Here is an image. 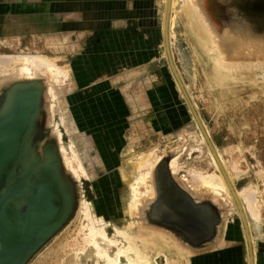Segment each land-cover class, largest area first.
Returning a JSON list of instances; mask_svg holds the SVG:
<instances>
[{"label":"bare ground","instance_id":"obj_1","mask_svg":"<svg viewBox=\"0 0 264 264\" xmlns=\"http://www.w3.org/2000/svg\"><path fill=\"white\" fill-rule=\"evenodd\" d=\"M167 1L168 0L162 1V4H163V14H162L163 15V19H162L163 36H164L165 22H166ZM208 1L209 0H171L170 1V14L168 18V33H169V38H170V48H171V54H172L173 60H174V54H173V49H172L173 39H174L173 38L174 36L173 25L175 22V18H177L178 16L177 12H180V17L183 22L181 24H183L182 26H184L187 33L190 35L192 42L195 43V48L197 50L196 52L199 55H201L203 60H204V57L207 59L211 58L212 60H215L214 69H212L211 73L208 75V78H207L208 83H210L213 86L219 87L220 83L223 80H227L228 73L232 74L234 70H236V68H240L247 64H248V68H250L251 70H255L256 76L260 75V77L264 80V0H218L222 4L220 5V8L222 6V9H223L222 13L224 15L223 17L224 19L223 18L221 19L219 17L220 18L219 20H221V24H218L217 22H215L211 16V14L213 15V13L216 14V12L221 11V10H218L219 5H217L218 7L217 6L211 7ZM17 4H24V1L14 0V1H8L4 5L0 4V14H4V12L10 13L11 11H13V6ZM213 5H216V4H213ZM5 39L6 38L0 39V41L5 40ZM12 43L13 42H10L9 46L13 45ZM216 43L219 44V47L222 46L221 49L223 48V52L219 51L218 50L219 47H217L218 51L216 50L217 51L216 53L218 54V57L217 58L215 57L216 58L215 59L214 57L209 56L210 55L209 50H211V52H214V48L212 47H214ZM48 44H50V42L44 41V46H48ZM163 57L166 58L168 62V58L166 55V46H165L164 41H163ZM62 58H63L62 56H46L43 54H30V53L0 54V90H3V88L6 86V83H7L6 82L5 85L2 84L4 83L2 82L3 80L10 81L7 83V85L12 82L23 81V80H27L30 82H37V83L43 82L45 85L44 87L47 89L45 91V95L49 100L48 102L49 103V122H53V119H55L57 112L60 111L59 110L60 108L58 107V105L60 107L62 106V101H61L62 95L68 91V89L71 86V83H73L72 82V70L70 66L68 65V63H64V61L62 62L63 60ZM174 64L176 65L175 60H174ZM176 68H177V65H176ZM177 70L183 82L184 88L187 91L192 103L194 104V107L196 108L199 114L196 102L193 99L190 88L185 83L178 68ZM251 70H248V71H251ZM75 72L77 71L75 70ZM225 72L227 76L225 75ZM173 80L177 85L182 102L184 103L187 110L189 111V114L191 115L190 118H192L193 121L195 122L194 125L197 126L196 129L198 128L197 130L199 131L202 140L206 144L208 155L211 160V164L213 166L212 172H204V171L202 172L201 171L200 173H196L192 175L193 176L192 179H189L187 177L188 175L186 174V171L183 175H180L179 171H181V168H183V164H184L182 162L183 155L186 151L185 144L181 146L180 143L178 144L177 148L174 150L173 155L171 154L172 157L170 156V154L168 155L171 157L170 159L171 164L167 161L174 170V173L172 171L170 172L171 176L176 181V183L180 185V187L179 186L176 187L175 184H174L175 187H173L172 184L171 185L169 184L172 182L170 181L172 178L169 179V177L167 176L169 173L168 170H167L168 173H165V171H163L165 174L161 172L160 170H157L158 166L160 168V163H161L159 160L161 157L160 158L158 157L160 153H159V150H157V148L156 149L149 148L150 150L146 151L145 154L143 155L140 154V156L137 158L136 163L130 162V159H126L125 161L123 160L122 165L117 170H115V172L113 171L114 173L112 172L110 174L106 173L103 176L101 175L97 177L96 174L97 172H99V167L95 166L94 164H90V166H88L89 168H86L82 164V162H80L76 169H73L72 167L71 171H73L76 177H80L81 175H83V172H84L86 176L89 175L88 177H91L92 175L93 178L95 177L97 178V180L96 182L93 183V190L95 194L93 201L81 200V203L78 207L77 215L75 217V219L77 220V229L74 232L75 236H69L73 238V240L71 239V242H72L71 245L74 246L76 250L75 252L77 254L75 253L76 254L75 259L71 258L67 262L65 261L66 262L65 264H157L156 262H154L155 260L153 261V257L159 253L165 254L164 255L165 264H190V256H192V254L195 251L193 252L192 250L193 253L191 254L189 247L188 249L187 247H184L183 245H181L180 244L181 240L179 241L177 238L179 236L176 237L175 234L172 232V229H177L176 231L179 234H181L179 229L182 230L185 228L186 234L188 233V235H190L192 238H195V237L198 238L200 242H202L206 238H212L211 240L212 243L210 241L211 245H206V246L220 248L223 245V238L219 240L220 235L222 233L217 232L218 235L216 234V236L213 238V236L215 235L214 234L215 228H213L212 222L215 216H214V212H212V209H211L213 206L215 207L217 211L221 210L222 206H220L221 204L217 200L218 197L217 196H216L217 198L215 197V195L218 193L225 196L227 200V204H228L227 209L229 208L228 215L224 219V223H223L224 228L226 227L233 213L238 215V219L240 220V224H241L244 238H245V248L247 249V264H250L248 241L246 240V232L244 231V228L242 225V217L239 213L236 200L234 196L232 195V192L226 183V180L221 172L218 162L216 161L213 153L211 152L210 148L208 147L206 143L204 135L202 131L200 130L193 116V113L188 105V102L184 96V93L180 89L174 77H173ZM56 86L60 87V90L56 91V88H55ZM203 86L204 85H202V87ZM123 91H125V88L124 90L122 89V92ZM204 92H207V91H204ZM254 93H256V91ZM223 94L224 95H222V97L223 99H225V101H227L228 104H222L223 105V109H221V111L223 112L222 118L224 121L225 119H227L226 121H228V123L232 125L233 127V133L227 136V144L233 145L234 142H240L241 143L240 149L244 150L246 147L245 145L248 144V141H250L251 139V132H248V130L245 129V126H249L248 125L249 119L247 118V114L249 113V111L247 113L244 112L245 104L243 106L242 105L236 106L235 104H230L231 99H232L230 92L226 91ZM58 101L60 104H58ZM138 102L142 104L141 100H138ZM54 104L56 105L53 106ZM4 106L5 104L3 105V107H0V109L4 108ZM39 113L40 112L38 111L37 114H35L34 119L31 117L29 122L32 123L34 122V120H38V118L40 117ZM104 120H105V117H104ZM201 121L217 151V155L220 159L221 165L224 168V171L226 172L228 178L230 179V183L232 184V187L236 193V196L244 212L243 216H244V219L246 220L249 237H250V241L252 244V253H251L252 262H253L252 264H257V248H256L257 241H256V237L254 236V228L257 227L260 232L263 230L262 228L263 226L261 225V221L263 219L261 218L262 216L260 217L259 211H261V215L264 216V174L260 177L259 175H256V174L253 175L256 179L258 178L260 180L261 178L260 182L263 183V187H258L256 184L251 187L249 185V186L244 187L241 190H238L234 185L232 174L230 173V170L228 169V165H229L228 161L231 156V159L233 160V162H240L239 156L238 155L236 156L234 154L235 150H232V149L228 151V156H225V154L220 152L210 135V131L207 128L208 126H206L204 122L205 120L203 121V119L201 118ZM148 124L152 125L151 122L150 123L148 122ZM69 132H72V131H69ZM83 134L81 136H83ZM98 135L99 134H97V136ZM65 150L66 148H63L61 146V153L64 154L62 155L63 156L62 161L64 160L63 165H64V168H65V165L67 168V166L68 167L70 166V162L67 158L68 156L65 157ZM205 151L206 150H204V152ZM69 152H70V149H69ZM28 158L29 157L27 156V159ZM31 159L32 158L30 157L29 160ZM232 165H235V164H232ZM172 168L169 170H172ZM163 169L164 168H162V170ZM192 170L194 169L192 168ZM69 172L66 171L67 174H69ZM239 172L240 171H238V173ZM234 173L236 172L234 171ZM177 174H179L180 178H183L186 181V183L184 182L186 185L192 184L191 187H193L192 190H194V193L192 190H190V187H188L189 188L188 189L187 187H184L185 185L183 186L181 185L180 181L176 178ZM75 175H73V178L75 177ZM166 177H168L169 180ZM168 181L170 182L168 183ZM63 185L66 188V192L63 194V201L65 203L63 207H65V210H68L69 205L71 204L70 191H69V188H67V182L65 180H63ZM156 188L159 190H156ZM196 189L197 191L202 190L203 192H206V191L213 192L212 196L214 197L209 199L211 201L210 202L211 205L212 204L213 205L209 206L206 202H204L205 200L204 196H199L198 194H195ZM260 218H261V221H260ZM165 222L168 223V226L167 224H164ZM162 225L164 228H166V230L167 229L168 230L166 231L164 230V228L162 229L160 227ZM179 226L181 227L179 228ZM169 229L171 231H169ZM186 229L189 231L187 232ZM190 231H192V234L194 236L190 234ZM184 239L186 238L184 237ZM64 244L67 245L66 243ZM185 244L187 245V243H184V245ZM187 246H190V244ZM199 249H201L200 246H199ZM65 252H68V251H65Z\"/></svg>","mask_w":264,"mask_h":264},{"label":"rangeland","instance_id":"obj_2","mask_svg":"<svg viewBox=\"0 0 264 264\" xmlns=\"http://www.w3.org/2000/svg\"><path fill=\"white\" fill-rule=\"evenodd\" d=\"M8 1H11V0H0V4L4 5ZM208 3L211 7L219 5V7L217 6L218 10H221V11L216 12V14L212 12L213 15L211 14V16L215 22H217L218 24H221V20L219 19L220 18L222 19L224 17L222 13L223 11L222 6L220 8V5L222 4L218 0H209ZM213 4H216V5H213ZM177 13H178V16L177 18H175V22L173 25L174 27L173 28V34H174L173 38L174 39H173L172 49H173V54H174V60L185 83L190 88L193 99L196 102L199 114L201 118L203 119V121L205 120L204 122L206 126H208L207 128L210 131V135L215 145L218 147V150L222 152L223 154H225V156H228V151L230 149L235 150L234 154L236 156L238 155L240 158V162H233V160L231 159V156L230 158L228 157L229 158L228 169L230 170V173L232 174L234 185L238 190H241L246 186L250 185L251 187L256 184L258 187H263V183L260 182L261 178L260 180L258 178L256 179L253 175L256 174V175H259L260 177L264 174V80L260 77V75L256 76L255 70H251L250 68H248V64H247V65L242 66L243 68L242 67L236 68V70H234L232 74L228 73L227 80H223L220 83L219 87L213 86L210 83H208L207 78H208V75L211 73L212 69H214L215 60H212L211 58H209L211 59L209 60L205 57L203 60L201 55H199L196 52L197 50L195 48V43L192 42L190 35L187 33L184 26H182L183 24H181L183 22L180 17V12H177ZM5 40L0 41V51H1L0 54L30 53V54H43L46 56H62L63 57L62 62L64 61V63H68V65H70V60L67 54H64L63 52H59L56 50L58 47L55 41H48L50 42V44H48V46H44V41L47 42V40H43L41 37L39 38H29L28 37L24 39L22 38V40H18L17 43H15V40H10V39H5ZM10 42H13L12 43L13 45L9 46ZM217 47H219L218 43H216L214 47H212L214 48V52H211V50H209L210 52L209 56L217 58L218 54L216 52L218 50L223 52V48L221 49L222 46H220L218 50H217ZM161 66L162 67H160L159 69L158 65L156 64V78H155L156 80V104H147V101H146L147 97H146L144 88L138 87L137 89L138 91H136V95L135 94L134 95L136 96V98L142 101V104L140 103L134 104L135 109L137 108L136 110H134L132 107L130 108V105L125 103L124 96L120 94L121 93L120 91L108 92L107 94L100 93V94H95L93 96H90L91 94H88L87 92L86 93L87 97L82 96L78 90L75 78L72 76L73 83H71V86L68 89V91L62 95V99H61L62 108L58 105V107L60 108L59 109L60 111L57 112V115L55 116V119H53V122H49V103H48L49 100L45 95V99H44L45 101L44 103L45 129L44 131L46 133V139L55 138L56 136L55 139H56V142L59 148V153H60L61 158H63L62 155H64L63 153H61V146L63 148H66V150L68 149L67 151L65 150V157L68 156L67 158L70 162L69 167L67 166L66 168V165H65V169L67 172L71 171L72 167L73 169H76L79 163L82 162V164L86 168H89L88 166H90V164H94L95 166L99 167V172H97L96 175L97 177L101 175L103 176L106 173L108 174H110L111 172L114 173L115 170H117L122 165L123 160L125 161L126 159H130V162L136 163L137 158L140 156V154L143 155L146 153V151L157 148V150H159V153L161 155V156L160 155L158 156L159 158L161 157L159 159L161 162L160 163L161 169L158 166L157 170H160L161 172L165 171V173L169 172L168 175L167 174L166 175L170 179L172 178L170 172L172 171L174 173V170L172 166L170 165L171 164L170 159L172 157L171 154L173 155V152L177 148L179 143L181 144V146L185 144V148H186V151L183 155V161H182L184 163L183 168H181V171H179L180 175H183L186 171V174L188 175L187 177L189 179H192L193 177L192 175L196 173H200L201 171L202 172L203 171L212 172L213 166L211 164V160L208 155L206 144L202 140L200 133L197 130L198 128L196 129L197 126L194 125L195 122L193 121L192 118H190L191 115L189 114V111L187 110L186 106L181 100L179 90L177 88L176 83L173 80L171 70L169 68L166 58L162 59ZM248 70H251V71H248ZM225 75H226V72H225ZM2 82L1 83L5 85L6 82L8 83L10 81L3 80ZM250 82H252L253 84ZM7 83H6V86H7ZM40 84L45 86L43 82L42 83L40 82ZM202 85H204L203 86L204 88L202 87ZM55 88H56V91L60 90V87L58 86H56ZM2 91L3 90H0V94L2 93ZM204 91H207V92H204ZM226 91L231 93L232 99H231L230 104H235L236 106L238 105L243 106L245 104L244 112L247 113L249 111V113L247 114V118L249 119V123H248L249 126H245V129L248 130V132H251V139L250 141H248V144L245 145L246 146L244 149L245 151L240 149L241 147L240 142H234L233 145L227 144V136L233 133V127L232 125L228 123V121H226L227 119H225L224 121L222 118L223 116V112L221 111V109H223L222 104H228L227 101H225V99H223L222 97V95H224L223 93ZM255 91L256 93H254ZM204 94L205 95L208 94V95L205 96ZM107 102H110V104H107ZM83 103H85L86 105ZM58 104H60L59 101H58ZM3 105L4 103L3 104L1 103L0 107H3ZM55 105L56 104H54L53 106ZM104 117H105V120H104ZM148 122L149 123L151 122L152 125H149ZM118 128L121 130H119ZM93 129L94 130L97 129L98 131L96 130L97 131L96 132ZM69 131H72V132H69ZM82 134L83 136H81ZM97 134L99 135L97 136ZM86 140L88 141V143ZM69 149H70L71 154L69 152ZM204 150H206L207 152L206 151L204 152ZM169 154L171 157L168 156ZM232 164H235L236 166ZM170 166L172 170H169L171 169ZM162 168L164 169L162 170ZM192 168L194 170H192ZM234 171L236 173H234ZM238 171L240 172L238 173ZM69 173L70 174L72 173L71 176L73 178V175H75L73 171ZM88 176L89 175L86 176L84 172H83V175L80 176L81 178L76 177L75 175L74 177L75 179L74 178L73 179L74 181L76 180L75 183H76V189H77L78 206H77L74 216L66 224V226H64L62 230H60L52 239H50L36 253V255L29 261L28 264H38L39 262H41L39 264H54L55 262H56L55 264H65L69 259L71 258L75 259V256L77 253L75 252L76 250L74 246L71 245L72 244L71 239L73 240V238L69 236H75L74 232L77 229V220L75 219V217L77 215L78 207L81 203V200L93 201L94 195H95L94 190H93V183L96 182L97 178L95 177L93 178L92 175L91 177H88ZM168 177L166 178L168 179ZM176 178L180 181L182 186L185 185L184 187H187V188L190 187V190L193 189V187H191L192 184L191 185L187 184L188 185L187 186L185 184L186 181L183 178H180L179 174L176 175ZM170 181L172 182L169 183ZM170 181H168V183L170 185L172 184L173 187L175 186L180 187V185L177 184L173 178ZM156 190H159V189L156 188ZM192 191L194 193V190ZM196 191H195V194L205 197L204 202H206L209 206L213 205V204L211 205L210 203L211 201L209 200L212 197H214L212 196L213 192H207V191L203 192L202 190H198L199 192L198 191L196 192ZM215 197L220 202L221 204L220 206L222 207L220 211H217L215 207L213 206L211 208L215 216L212 222V226L213 228H215L214 230L215 235L213 236V238L216 236L217 232L222 233L224 219L225 217H227L228 212H229L228 211L229 208L227 209L228 204H227V200L225 196L218 193L215 195ZM221 200L225 201L226 203ZM259 212H260V217L262 216L261 218L263 219L262 221L264 223V216L261 215V211ZM261 218H260V221H261ZM230 220L231 221L233 220V222H236L237 224H239L240 228L242 229L240 220L238 219V215L233 213L232 216L230 217ZM262 221H261V225L263 226L262 227L263 230L261 232L259 231L257 227L254 226L255 227L254 236L256 237V241H257L256 248L258 251L264 250V238H262L264 237V234H263L264 224L262 223ZM164 224H167L168 226L167 222H165ZM160 227L162 229L164 228L163 225ZM180 227L181 226H179V228ZM164 230H166V228H164ZM176 230L177 229H172V232L175 234L176 237L181 236L183 238L182 240L181 237H180L181 239L177 237L179 241L181 240L180 241L181 245H183L184 247L190 248L191 254L194 251L197 252L196 250L199 249V246L201 249L202 248L203 249L212 248V246L211 247L206 246V245H211L212 238H206L205 240L202 241L203 242L202 243L200 242L198 238L196 237L192 238L190 235H188V233L186 234L185 228L182 230L179 229L181 234H179ZM169 231L171 230L169 229ZM188 231L189 230H187V232ZM190 234L193 235L192 231H190ZM184 237L186 239H184ZM205 241L207 243L209 241V243L207 244ZM64 243H66L67 245H65ZM184 243H187V245L190 244L192 248L190 246H187L186 244L184 245ZM60 245L61 246L63 245V246L61 247ZM65 251H68V252H65ZM195 252L193 254H195ZM164 255H165L164 253L156 254L153 257V261L155 260L154 262H156L157 264H165Z\"/></svg>","mask_w":264,"mask_h":264},{"label":"crops","instance_id":"obj_3","mask_svg":"<svg viewBox=\"0 0 264 264\" xmlns=\"http://www.w3.org/2000/svg\"><path fill=\"white\" fill-rule=\"evenodd\" d=\"M22 1L24 4L14 5L10 13L0 14V39L17 43L22 38L41 37L55 41L57 51L67 54L84 97L87 92L93 96L120 91L125 103L135 109L139 87L145 90L147 104H156V64L160 69L165 59L163 0ZM221 238L220 248L197 250L190 264H247L239 224L229 219ZM257 264H264V250H257Z\"/></svg>","mask_w":264,"mask_h":264},{"label":"water","instance_id":"obj_4","mask_svg":"<svg viewBox=\"0 0 264 264\" xmlns=\"http://www.w3.org/2000/svg\"><path fill=\"white\" fill-rule=\"evenodd\" d=\"M170 1L163 36L169 68L236 200L252 264V244L244 212L174 64L168 33ZM46 90L40 83L23 80L8 84L0 94V104H5L0 109V264H28L66 226L78 206L76 183L66 173L56 139H46ZM38 111V120L29 122ZM63 180L70 191L68 210L63 207Z\"/></svg>","mask_w":264,"mask_h":264}]
</instances>
